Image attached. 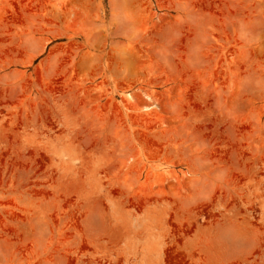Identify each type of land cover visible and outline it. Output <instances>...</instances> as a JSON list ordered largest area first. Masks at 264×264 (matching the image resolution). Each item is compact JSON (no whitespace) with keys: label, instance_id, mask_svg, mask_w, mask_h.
<instances>
[{"label":"rangeland","instance_id":"374dc122","mask_svg":"<svg viewBox=\"0 0 264 264\" xmlns=\"http://www.w3.org/2000/svg\"><path fill=\"white\" fill-rule=\"evenodd\" d=\"M0 264H264V0H0Z\"/></svg>","mask_w":264,"mask_h":264}]
</instances>
